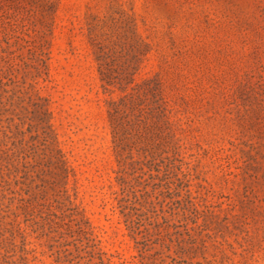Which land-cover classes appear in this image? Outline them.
<instances>
[{"label": "rangeland", "instance_id": "374dc122", "mask_svg": "<svg viewBox=\"0 0 264 264\" xmlns=\"http://www.w3.org/2000/svg\"><path fill=\"white\" fill-rule=\"evenodd\" d=\"M0 264H264V0H0Z\"/></svg>", "mask_w": 264, "mask_h": 264}]
</instances>
